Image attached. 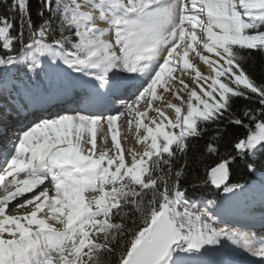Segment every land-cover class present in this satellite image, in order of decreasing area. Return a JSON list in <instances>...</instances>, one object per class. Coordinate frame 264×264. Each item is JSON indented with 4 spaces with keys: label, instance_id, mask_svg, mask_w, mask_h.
<instances>
[{
    "label": "snow or ice",
    "instance_id": "obj_1",
    "mask_svg": "<svg viewBox=\"0 0 264 264\" xmlns=\"http://www.w3.org/2000/svg\"><path fill=\"white\" fill-rule=\"evenodd\" d=\"M3 4L0 264H264V217L222 219L231 197L264 203V176L232 181L264 150L245 67L264 57V0H39L35 21L29 0ZM222 121L237 128L198 173L190 140ZM209 185L222 196L201 207L188 188Z\"/></svg>",
    "mask_w": 264,
    "mask_h": 264
},
{
    "label": "trees",
    "instance_id": "obj_2",
    "mask_svg": "<svg viewBox=\"0 0 264 264\" xmlns=\"http://www.w3.org/2000/svg\"><path fill=\"white\" fill-rule=\"evenodd\" d=\"M11 0H9V3ZM29 6L30 9L33 11V19L35 21V10L39 7V0H29ZM0 14H6V9L3 4V0H0ZM247 72L251 75L253 79H255L258 83L264 82V57H261L259 55H253L252 59L248 61V63L245 65ZM248 104L247 101L241 99H238L236 101L235 109L239 111L241 107ZM219 128V131L222 135V139L220 141V147L221 151H223L224 144L228 139H230L236 130L237 126H229L225 122H221L218 126L214 124H205L204 125V131L199 138H193L190 140V145H195V147H190L188 158L190 165H193V161H195V158L199 156L204 151V146L207 142H209L210 138L216 134L217 129ZM264 160V150H261L257 153V156L252 159V162L257 164L258 169H264L261 167L260 162ZM247 161H238L237 167L238 170L236 173L232 176L233 182H239V183H246L250 177H252V174L250 175L245 170V164ZM196 167V170L198 173L203 172V168L199 165H193ZM178 167V165H177ZM191 167L189 168V172H191ZM202 195L204 198H212L218 197V193L215 192V189L209 185L206 187H200L193 189L189 186L188 188V195L190 198L197 197L198 195Z\"/></svg>",
    "mask_w": 264,
    "mask_h": 264
},
{
    "label": "bare ground",
    "instance_id": "obj_3",
    "mask_svg": "<svg viewBox=\"0 0 264 264\" xmlns=\"http://www.w3.org/2000/svg\"><path fill=\"white\" fill-rule=\"evenodd\" d=\"M199 66H201V70L202 71L205 70L204 66L202 65V63ZM183 78L187 82L188 77L184 76ZM164 99L165 100H174L173 97L172 98H168V95H165ZM0 103H2V101H0ZM154 103L159 104L160 102L154 101ZM1 123H2V120H0V126H1ZM126 131H127L126 128L122 129V131H121L120 139H121L122 145L125 147V149H127L128 147H136L134 137H131L129 139V141H127V142L125 140H123V137H124V134L126 133ZM97 135H98L97 143H98L99 147H103L104 146L103 143H102V140L100 139V137H102V136H107L108 144L110 146V144H111V136L107 133V125L106 124L103 126L102 129L98 130V134ZM123 141H124V143H123ZM228 202H231L233 204V207L229 208L226 205V204H228ZM242 204H243V202H236V197L235 196L231 197L229 200L225 201V205L227 206V209H228V214L226 216H223L222 219H225V220H237V219H240L244 215H250V216L254 217L258 221L259 218L264 217V203H261L260 200L251 201L246 206L245 205L242 206ZM254 229H256V228H254ZM258 232L260 233V236L258 238L264 237V231L263 230H256L255 233H258Z\"/></svg>",
    "mask_w": 264,
    "mask_h": 264
},
{
    "label": "rangeland",
    "instance_id": "obj_4",
    "mask_svg": "<svg viewBox=\"0 0 264 264\" xmlns=\"http://www.w3.org/2000/svg\"><path fill=\"white\" fill-rule=\"evenodd\" d=\"M201 67V66H200ZM176 87H179V85H176ZM168 98H172V97H170V96H168ZM132 136L129 134L128 135V139L126 140V142L127 141H129V139L131 138ZM123 140H124V138H123ZM123 143H124V141H123ZM260 174H261V172H259V171H256V173H254V175L256 176V177H260ZM248 185L249 186H252V185H254L253 183H248ZM236 197V202H243V204H242V206H246L249 202H251V201H258V200H260L259 199V195H258V193L255 195V199L253 200L252 199V197H253V193L251 192H247V193H244V194H239V195H237V196H235ZM240 197V198H239ZM229 208H231V207H233V204L231 203V202H228V204H226ZM226 206V207H227Z\"/></svg>",
    "mask_w": 264,
    "mask_h": 264
}]
</instances>
